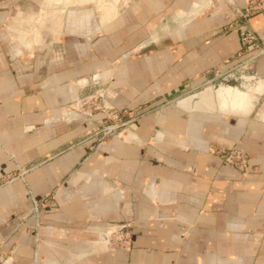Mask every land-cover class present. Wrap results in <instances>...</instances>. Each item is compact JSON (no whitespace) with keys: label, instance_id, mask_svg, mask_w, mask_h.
I'll return each instance as SVG.
<instances>
[{"label":"crops","instance_id":"0c3cea01","mask_svg":"<svg viewBox=\"0 0 264 264\" xmlns=\"http://www.w3.org/2000/svg\"><path fill=\"white\" fill-rule=\"evenodd\" d=\"M126 1L110 0L103 25L96 10L84 19L79 62L58 70L61 63L51 60L48 74L12 68L10 62H26L19 59L21 47L30 46L26 31L10 62L0 59L8 64L0 67L4 264H264V56L212 89L220 110L208 108V96L193 101L207 111L174 106L207 85V71L235 63L243 24L264 39V10L244 21L239 11L247 0L115 6ZM92 75L99 76L94 85ZM91 94L101 97L104 111L87 117L78 104ZM142 105L149 110L135 129L91 148L86 137L106 112ZM220 147L247 153L251 173L241 175L214 155ZM47 195L36 228L32 199ZM127 223L130 250L112 249L109 233Z\"/></svg>","mask_w":264,"mask_h":264},{"label":"rangeland","instance_id":"374dc122","mask_svg":"<svg viewBox=\"0 0 264 264\" xmlns=\"http://www.w3.org/2000/svg\"><path fill=\"white\" fill-rule=\"evenodd\" d=\"M135 2H137V6H140L139 0H129L125 3L121 2L119 6L115 4V6L129 7L130 3ZM109 7H111L110 0H105L104 3L101 0H94L82 6L74 8L69 7L64 10H60V7L55 5L54 0H0V59L5 58L7 61L8 58L10 60L13 58V50L17 44L15 41H20L22 39L21 36L24 34L21 31H26L23 40H26L30 46L21 47L22 54L19 55V59H24L26 62L20 65L17 62L18 60H15V63L8 60L12 68H22V66L26 65L28 70L30 69V72L36 70L37 72L45 71L48 74L49 71L52 72V70L48 68L50 67L48 62L51 60L55 63H61L60 68L57 66L58 70L63 69L65 61H69V63L70 61H73L72 63L79 62L86 54L85 47L87 45L86 42L83 43L81 39V24L87 18H92L91 13L96 10L99 12L100 24L103 25V21H107L110 18L106 15ZM85 10L89 11L91 17L84 16V13H87ZM112 18L113 17H111V19ZM110 22L108 21L106 23ZM66 25L69 30H66ZM108 29L111 28L109 27ZM72 30L74 34H77L74 37H70L69 35ZM82 32L84 34V31ZM94 42L95 40L89 44L91 49H93L91 45H95ZM6 61L4 64H0V67H2V65L6 67L8 65ZM96 96L97 95L94 97ZM124 109L128 108H123L122 110ZM111 113L112 112H106L105 117ZM139 119H141V117ZM123 120H128V117H124ZM125 128H127V126H122L115 132ZM114 133L107 137L104 142ZM95 145L96 143H93L92 146ZM48 196L50 201L51 195ZM108 238L109 235L107 237V242Z\"/></svg>","mask_w":264,"mask_h":264},{"label":"built area","instance_id":"2783aa9c","mask_svg":"<svg viewBox=\"0 0 264 264\" xmlns=\"http://www.w3.org/2000/svg\"><path fill=\"white\" fill-rule=\"evenodd\" d=\"M262 10H264V2L262 0H247L245 7L239 11V18L245 21L252 15L257 14ZM262 56H264V39L260 40L253 30L243 24L241 26L240 33V48L235 54V63L224 72H220L218 70L207 71L205 73L208 76L206 84L214 83L229 73L240 70L243 67H247ZM78 106L83 114L88 113L91 116L95 112L104 111L102 99L99 96L93 97L91 99L81 100ZM148 110L149 107H137L112 112L110 115L105 117V122L96 128V130L86 138L88 140H94V143H96L95 146L101 145L104 143L105 139L114 133L118 128L122 126L126 127L132 122L137 121L140 117H143L148 112ZM126 116L128 117V120H123V118ZM95 146H91V148H94ZM214 155L230 165L241 175H249L251 173L249 155L238 148H216L214 150ZM22 175L23 174L20 173L13 176L10 175L8 176L6 183H11L17 179H20L22 178ZM48 203V195L40 199H32V207L29 215L35 218L36 228L38 226L40 214L48 205ZM130 228L131 227L128 223L115 227V229L109 234V246L112 249L129 251L132 246ZM39 243L40 239L36 233L34 236V261H36L38 256ZM4 262L5 258L0 253V264H4Z\"/></svg>","mask_w":264,"mask_h":264},{"label":"water","instance_id":"95a60500","mask_svg":"<svg viewBox=\"0 0 264 264\" xmlns=\"http://www.w3.org/2000/svg\"><path fill=\"white\" fill-rule=\"evenodd\" d=\"M243 68H245V67H243ZM233 73H235V72H233ZM227 77H232V74L226 75V76L222 77L220 80H218V81H216L214 83L207 84V85H205L204 87H202L201 89H199L198 91H196V92H194L192 94H189V95H187L185 97H181V98L176 99L174 101V106L177 107V108H183L185 111L190 112V106L193 105L192 104V103H194L193 101L201 100L204 103V100L206 99V96L210 97L211 101H212V96H211L212 95V93H211L212 89L216 90L219 86H217V88H215V86L218 85V83L221 82L222 80H225ZM98 78H99V76L92 75V77L90 79V82L94 85L98 81ZM215 90H214V92H215ZM94 96H95V94L87 95V96L83 97L81 100L91 99ZM184 100L187 101V102L189 101L188 104H187L188 106H186L184 104L185 103ZM248 100H249L248 103L251 104L252 103V98H250V99L248 98ZM216 101H217L216 102L217 104H215V102L212 101L213 104L212 105L209 104L208 108H211L212 110H217V108H218L220 110L222 104H221V100L218 99L217 96H216ZM249 109H250V106H249ZM204 110L207 111V109H205L202 106H200V104L194 103V109H193L194 112H202ZM84 115H86L87 117H91V115L88 114V113L84 114ZM137 125H138L137 121H134L131 124H129L127 127L130 128V129H135L137 127Z\"/></svg>","mask_w":264,"mask_h":264},{"label":"bare ground","instance_id":"6f19581e","mask_svg":"<svg viewBox=\"0 0 264 264\" xmlns=\"http://www.w3.org/2000/svg\"><path fill=\"white\" fill-rule=\"evenodd\" d=\"M56 4L62 3V0H56L55 1ZM185 101V100H184Z\"/></svg>","mask_w":264,"mask_h":264}]
</instances>
